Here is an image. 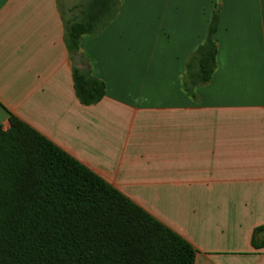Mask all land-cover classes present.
Returning a JSON list of instances; mask_svg holds the SVG:
<instances>
[{
  "label": "crops",
  "instance_id": "obj_1",
  "mask_svg": "<svg viewBox=\"0 0 264 264\" xmlns=\"http://www.w3.org/2000/svg\"><path fill=\"white\" fill-rule=\"evenodd\" d=\"M217 4V69L192 97L183 77ZM88 15L106 21L81 42L106 85L91 106L65 44ZM11 116L187 240L195 264H264V0H0L5 130Z\"/></svg>",
  "mask_w": 264,
  "mask_h": 264
},
{
  "label": "trees",
  "instance_id": "obj_2",
  "mask_svg": "<svg viewBox=\"0 0 264 264\" xmlns=\"http://www.w3.org/2000/svg\"><path fill=\"white\" fill-rule=\"evenodd\" d=\"M219 22L217 4L183 77L192 97L217 69ZM105 26L97 15L66 22L70 55ZM73 79L81 104L106 96L90 71L74 68ZM10 124L0 126V264H195L197 251L182 236L19 118ZM263 232L255 231V247Z\"/></svg>",
  "mask_w": 264,
  "mask_h": 264
},
{
  "label": "water",
  "instance_id": "obj_3",
  "mask_svg": "<svg viewBox=\"0 0 264 264\" xmlns=\"http://www.w3.org/2000/svg\"><path fill=\"white\" fill-rule=\"evenodd\" d=\"M82 58H83L82 54H78V55L74 56L73 65L75 68H78L84 72V71L88 70V67L82 63ZM263 238H264V235H263Z\"/></svg>",
  "mask_w": 264,
  "mask_h": 264
}]
</instances>
